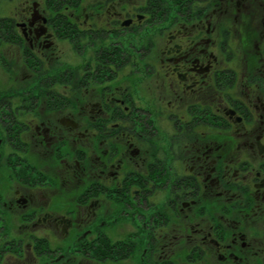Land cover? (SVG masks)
Here are the masks:
<instances>
[{
    "label": "flooded vegetation",
    "instance_id": "1",
    "mask_svg": "<svg viewBox=\"0 0 264 264\" xmlns=\"http://www.w3.org/2000/svg\"><path fill=\"white\" fill-rule=\"evenodd\" d=\"M83 2L0 0V222L49 264H264V0Z\"/></svg>",
    "mask_w": 264,
    "mask_h": 264
},
{
    "label": "rangeland",
    "instance_id": "2",
    "mask_svg": "<svg viewBox=\"0 0 264 264\" xmlns=\"http://www.w3.org/2000/svg\"><path fill=\"white\" fill-rule=\"evenodd\" d=\"M86 2L87 0H84L83 3ZM4 9V3L3 1H1V11H3ZM66 58L70 59L71 57L68 55L66 56ZM9 218L10 219H1L0 222L2 225L0 229V264H49V261H52L57 257V252L54 255H47L45 253L38 254V249H36L35 247L37 244V240L34 238V236H43L41 228H43L44 226L36 225V227H33L32 231L34 236L30 237V234L25 233L26 230L24 228L20 229L19 219H14V216L12 215ZM35 220L36 219H34L33 221ZM22 229L24 230V232L20 233ZM53 231H50L51 234L47 237L49 239L48 241L51 247H57L56 245H58L59 247H67L68 245L71 246V248L73 247V242L75 239H73L72 233H70L69 236L62 241L61 239H59L61 238L59 236L60 233H55ZM60 242L62 245L60 244ZM78 260L79 259H77L76 261Z\"/></svg>",
    "mask_w": 264,
    "mask_h": 264
}]
</instances>
